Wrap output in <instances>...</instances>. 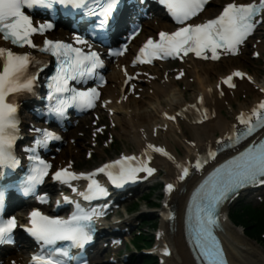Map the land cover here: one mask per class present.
Listing matches in <instances>:
<instances>
[{
	"label": "snow or ice",
	"instance_id": "snow-or-ice-1",
	"mask_svg": "<svg viewBox=\"0 0 264 264\" xmlns=\"http://www.w3.org/2000/svg\"><path fill=\"white\" fill-rule=\"evenodd\" d=\"M101 0H0V39L10 42L13 46L24 48H36L32 42V35L43 34L45 30L51 29V23H43L39 28L34 27L32 20L25 14L24 9L42 7L52 9L54 5H61L73 10L84 9L89 4L99 3ZM106 5L102 8H93L89 15L98 17V30H103L114 15L119 0H102ZM208 0H159L181 27L172 33L160 32L159 40L149 38L139 49L136 62L139 64H150L153 60L167 58H179L183 60L189 54L197 59L220 60L222 55H237L238 49L252 34L257 23L258 15L255 7L249 5H238L228 3L223 7L220 15L200 24H189L188 21L203 11ZM264 3V0H261ZM76 45H87L84 48L64 42H53L45 39L44 46L39 50L49 53L56 58L57 66L54 75L48 78V94L46 96L49 106L47 113L57 119L66 117L69 108L86 111L96 106L100 93L97 87L88 89H77L71 86V82L86 84L88 79L97 75V69L102 68L103 61L100 55L91 50L88 41L79 35L75 36ZM115 55H123L118 51ZM0 170H15L19 166L18 158L14 154V146L20 139L18 104L10 100L13 94L31 93L39 79V73L44 70L40 67L36 72H30L29 67L34 63L28 53L18 54L11 49L0 47ZM46 67V65H45ZM184 73L181 71L176 77L180 79ZM244 73L235 71L221 83L228 88H235L234 78L243 79ZM220 88V85H217ZM223 95V92L220 93ZM202 105V98L198 100ZM193 108L196 106L193 105ZM203 115V123L207 119V112L197 109ZM181 115L178 113L177 116ZM169 120L177 117L168 116ZM255 118V123H253ZM237 120L245 126V131L240 133L245 138L251 135L254 129L264 128V101L254 108L250 115L241 113ZM42 138L33 141L30 149L35 153L39 148H47L50 141L59 140L60 137L50 131L32 129ZM239 139V137H238ZM218 140L217 144H223ZM194 146V145H193ZM148 149L157 153H164L162 148ZM29 151V149H25ZM210 158H215V152L208 153ZM29 160L33 162L31 175L25 181L24 191L28 194L34 192L36 186L43 182L48 176L50 164L39 156L30 155ZM206 162V161H204ZM148 152L143 158L136 156H124L121 159L105 164L89 175H77L67 169L57 170L53 175V181L71 186V181L85 179L88 181L87 190L80 193L81 197L88 201L101 199L107 196V190L97 182L95 177L104 174L108 181L116 188L125 184L135 182L138 174L143 172L152 176L154 169L148 166ZM196 170H200L202 162L196 159L192 162ZM181 169V165L176 166ZM190 174L188 166H183L177 179L183 181ZM264 143L253 145L216 168L215 171L199 186L193 193L188 205V223L191 224V236L197 254L202 258V264H224L218 241L214 235V228L218 225V210L221 204L228 200L233 194L250 184H264ZM174 184L169 183L166 191H174ZM76 191L75 188L72 189ZM3 201V192L0 190V202ZM41 202H45L41 200ZM64 203L74 204V211L68 218L49 217L40 211L30 214V227L28 233L41 246L44 254L33 257V264H65L69 258L68 247H58V244L67 242L72 248L84 249L94 239L95 219L106 214V209L98 211L95 208L85 210L79 203L67 197ZM59 206V202L57 203ZM16 227L15 219L0 221V243L8 242L9 237ZM164 255H169L164 250Z\"/></svg>",
	"mask_w": 264,
	"mask_h": 264
},
{
	"label": "bare ground",
	"instance_id": "bare-ground-1",
	"mask_svg": "<svg viewBox=\"0 0 264 264\" xmlns=\"http://www.w3.org/2000/svg\"><path fill=\"white\" fill-rule=\"evenodd\" d=\"M260 2L261 0H245L238 4L256 5ZM219 3V1L213 0L212 5L205 9L201 19L214 15ZM257 20L262 23L257 29L264 32V12ZM158 28H161V25L155 28L153 25L147 24L137 39L129 44L124 60L127 61L140 42ZM254 34L253 32L252 36L259 35L260 38L257 37L258 44L253 46V52H249L245 46H241L237 55H222L221 59L215 63H201L189 58L184 60L172 73L168 72V67L165 66L149 67L147 71L152 73L154 80L149 83L143 82L138 86L141 91L136 99H133L129 93L122 92L123 79L119 73L111 72L107 75L108 82L101 95L105 112H110L107 117L112 128L117 131L115 136L131 147V152L124 150L121 157L143 158V154L148 152V166L155 170L151 177L146 174H138L133 185L140 186L152 181L154 177H160L162 186L165 188L164 194L161 197L158 196L159 200H163V205L159 211L160 232L156 238L158 241L157 252L164 264H195L183 240L182 214L186 195L208 170L230 155L221 156L213 162H208L200 170H196L192 162L207 157L210 151L218 147V140L225 141L229 134L243 126L237 120L241 113H244L245 116L250 115L252 110L261 101H264V33ZM0 46H2L1 41ZM247 54L250 55V58H254V63L247 61ZM262 63L263 66H261ZM181 71L184 75L177 79L176 77ZM235 71L244 73V78L233 79V83L236 85L234 89L224 86L221 82ZM218 84L220 88L217 87ZM221 91L223 95L220 94ZM187 92L191 93L188 97ZM200 98L203 101L202 105L198 103ZM193 105L196 107L193 108ZM197 109L207 112V119L203 123L196 122L203 120V115ZM178 113L181 115L177 116ZM168 116L177 117V119L169 120ZM263 132L256 139H259ZM68 137L71 142L65 145V150H61L55 156L53 167L57 170L67 169L72 172L78 167L77 165L80 166L78 150L81 146L76 137ZM148 145H152L153 148H162L164 153L152 151L148 149ZM101 165L102 163L98 166ZM177 165H181V169H178ZM98 166L87 170L85 175L96 172L100 169ZM183 166L189 167L190 174L183 181H179L177 177ZM102 176L103 174H98L95 179L99 181V179H103ZM86 182L88 181L80 179L72 183L69 187L70 198L76 197L79 188ZM169 183L175 186L171 193L166 191V186ZM73 188L76 189L75 192H73ZM254 192H264V187L256 188ZM64 193L66 194V192ZM172 205L173 207L169 208ZM223 213L227 216L226 208ZM169 216L173 218L170 220L172 223L170 227L166 222V218ZM222 227V244L229 264H264L261 249L249 243L227 221L223 222ZM116 230L117 226L112 227L110 232L104 228L96 231L99 240L91 250L95 257L89 264L98 263L101 258L99 253L104 250L103 247L105 248L107 244L106 238L109 233L112 235L116 233ZM165 249L169 255L163 254Z\"/></svg>",
	"mask_w": 264,
	"mask_h": 264
},
{
	"label": "rangeland",
	"instance_id": "rangeland-1",
	"mask_svg": "<svg viewBox=\"0 0 264 264\" xmlns=\"http://www.w3.org/2000/svg\"><path fill=\"white\" fill-rule=\"evenodd\" d=\"M236 1L245 2V0ZM261 24L255 27V34L264 33L257 29ZM257 37L260 38L259 35L252 36L248 40L250 43L247 42L243 47L253 52V46L258 44ZM246 58L251 63L255 62L249 54ZM261 66L259 68L262 69ZM190 94L187 92V97ZM86 123V126L73 134L81 146L78 150L80 166L77 165L78 167L74 169L78 170L77 173L85 175L90 168L120 158L124 150L131 152L128 143L115 136L117 131L112 128L108 120H104L97 129H93L90 122ZM164 191L161 178L154 177L152 181L135 186L131 192L122 195L117 202V207L110 209V215L105 220L109 231L115 226L117 230L108 237L109 242L106 241L107 246L99 253L101 258L97 264H164L157 252L158 241L156 240L160 232L159 211L163 205V200H159L158 196L161 197ZM124 204L128 205L124 206ZM227 216L225 221L235 227L249 243L261 249L264 256V247L260 240H264V192L254 197H243L239 202L233 203L232 207L227 209ZM260 218L263 225L258 223ZM242 222L253 226L251 236L244 232Z\"/></svg>",
	"mask_w": 264,
	"mask_h": 264
},
{
	"label": "trees",
	"instance_id": "trees-1",
	"mask_svg": "<svg viewBox=\"0 0 264 264\" xmlns=\"http://www.w3.org/2000/svg\"><path fill=\"white\" fill-rule=\"evenodd\" d=\"M258 223H261L262 225H263V223H262V218H260L259 220H258ZM242 225H243V230H244V232L247 234V235H249V236H251L252 234H251V232L254 230V229H252V225H249V224H245L244 222H242L241 223ZM261 241H262V245H263V247H264V240L263 239H260Z\"/></svg>",
	"mask_w": 264,
	"mask_h": 264
}]
</instances>
